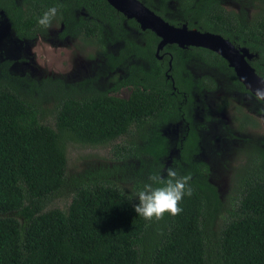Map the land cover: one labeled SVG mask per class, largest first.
Returning <instances> with one entry per match:
<instances>
[{"label": "trees", "instance_id": "1", "mask_svg": "<svg viewBox=\"0 0 264 264\" xmlns=\"http://www.w3.org/2000/svg\"><path fill=\"white\" fill-rule=\"evenodd\" d=\"M140 1L172 25L249 49L255 55L249 62L264 79V0H253L250 15L227 10L224 0ZM51 6L58 14L43 29L36 19ZM0 19L20 39H75L107 58L105 73L94 80L54 87L51 110L43 106L51 88L0 68V264H264V147L247 139L248 154L233 176V208L221 202L200 157L199 116L212 120L203 97L221 84L196 66L218 68L233 90L253 96L223 57L174 44L160 60V38L106 0H0ZM101 77L109 78L106 86ZM122 88L130 89L126 99L113 95ZM232 104L224 97L219 108ZM236 108L234 131L258 129ZM178 123L185 129L173 167L190 175L191 195L179 214L148 221L136 216L132 193L165 168L163 127ZM125 137L126 145L114 146L121 163L68 175L70 144L104 146ZM66 190L72 195L67 211L46 210Z\"/></svg>", "mask_w": 264, "mask_h": 264}, {"label": "rangeland", "instance_id": "2", "mask_svg": "<svg viewBox=\"0 0 264 264\" xmlns=\"http://www.w3.org/2000/svg\"><path fill=\"white\" fill-rule=\"evenodd\" d=\"M252 2L253 0H224V5L227 10L239 12L243 9L250 15L253 14L254 5ZM111 51L114 50L111 49ZM106 63L107 58L96 53L90 45L75 39L52 38L46 40L39 38L32 42L20 39L12 32L7 21L0 19V68L7 66L11 73L25 77L27 82L34 83L39 87L44 85L51 88L45 92L44 108L50 110L53 108V104L56 102L53 91L59 83L77 84L94 80L105 73L102 64ZM196 68L199 74L210 77L215 75L214 78L217 76L216 78L221 84L219 91L208 93L203 97L212 120L206 121L199 116V120L204 125L200 134V157L209 166L210 182L217 187L221 202L227 207L233 208L237 205V201H233L235 198L232 193L233 176L248 154L247 139L260 142L261 147H264V114L260 115L259 113L264 107L255 102L252 97L233 90L225 75L218 68H211L202 63H199ZM120 73L124 75L123 70ZM109 81L108 77L100 78L103 86H106ZM44 86L42 87L46 89ZM39 93L41 95L43 90H40ZM113 95L126 99L130 95V89L122 88ZM224 97L233 99L234 104L226 109H221L219 105ZM236 106H240L244 114L247 113L254 118L259 124L258 129H252L246 134L233 130V118L238 114ZM200 114L209 116L208 112L201 109ZM49 120H51L49 123L54 125L53 118L50 117ZM199 120H194V122L200 128ZM184 129L181 123L163 127L162 132L168 139V154L161 160V163L165 164V168L173 167L174 159L179 155L180 151L177 146ZM254 136L258 139L255 140ZM128 138L119 139L110 145L96 147L70 144L67 150L68 175H76L84 169L112 168L121 163L115 156L114 146L126 145ZM130 163H133L136 168L140 166L139 161L135 159H132ZM122 178L123 176H118L119 180ZM68 190L49 202L46 210L59 208L67 211L72 199ZM225 213L227 217L228 213Z\"/></svg>", "mask_w": 264, "mask_h": 264}, {"label": "water", "instance_id": "3", "mask_svg": "<svg viewBox=\"0 0 264 264\" xmlns=\"http://www.w3.org/2000/svg\"><path fill=\"white\" fill-rule=\"evenodd\" d=\"M106 1L128 19L135 20L142 31H152L160 38L156 52L158 59H163L161 51L168 45L176 44L182 49L204 48L223 57L234 70L238 80L252 95L255 88L264 81L249 62L255 56L249 49L237 48L230 40L219 34L190 29L187 24L181 27L172 25L140 0Z\"/></svg>", "mask_w": 264, "mask_h": 264}, {"label": "clouds", "instance_id": "4", "mask_svg": "<svg viewBox=\"0 0 264 264\" xmlns=\"http://www.w3.org/2000/svg\"><path fill=\"white\" fill-rule=\"evenodd\" d=\"M57 14L55 6L48 7L37 17L36 23L48 29ZM252 99L258 104H264V81L255 88ZM189 180L190 175L181 174L171 166L150 173L147 182L132 193L136 201L133 205L136 216L151 221L161 219L165 213L175 216L182 212L180 202L186 195H191L192 191Z\"/></svg>", "mask_w": 264, "mask_h": 264}, {"label": "flooded vegetation", "instance_id": "5", "mask_svg": "<svg viewBox=\"0 0 264 264\" xmlns=\"http://www.w3.org/2000/svg\"><path fill=\"white\" fill-rule=\"evenodd\" d=\"M129 97V96H128Z\"/></svg>", "mask_w": 264, "mask_h": 264}]
</instances>
